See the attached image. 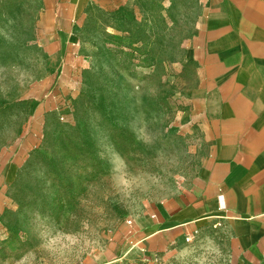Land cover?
<instances>
[{"label": "rangeland", "instance_id": "374dc122", "mask_svg": "<svg viewBox=\"0 0 264 264\" xmlns=\"http://www.w3.org/2000/svg\"><path fill=\"white\" fill-rule=\"evenodd\" d=\"M36 1L0 0V264H93L163 198L187 111L149 20L120 32L100 18L63 67L42 56L52 27ZM187 240L167 261L124 264H234Z\"/></svg>", "mask_w": 264, "mask_h": 264}, {"label": "crops", "instance_id": "0c3cea01", "mask_svg": "<svg viewBox=\"0 0 264 264\" xmlns=\"http://www.w3.org/2000/svg\"><path fill=\"white\" fill-rule=\"evenodd\" d=\"M36 2L37 25L52 27L42 56L63 67L81 57L100 18L120 32L149 20L187 111L184 161L163 198L136 215L131 242L94 254L93 264L167 261L187 238L220 260L264 264V0Z\"/></svg>", "mask_w": 264, "mask_h": 264}, {"label": "built area", "instance_id": "2783aa9c", "mask_svg": "<svg viewBox=\"0 0 264 264\" xmlns=\"http://www.w3.org/2000/svg\"><path fill=\"white\" fill-rule=\"evenodd\" d=\"M190 239H188L187 241H189Z\"/></svg>", "mask_w": 264, "mask_h": 264}]
</instances>
